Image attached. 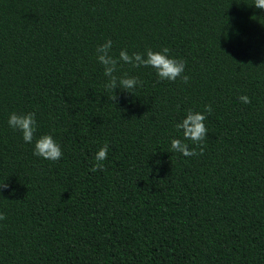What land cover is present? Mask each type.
<instances>
[{"label":"trees","instance_id":"1","mask_svg":"<svg viewBox=\"0 0 264 264\" xmlns=\"http://www.w3.org/2000/svg\"><path fill=\"white\" fill-rule=\"evenodd\" d=\"M253 2L0 0V264H264V10ZM107 39L117 56L168 47L188 83L121 62L117 75L142 84L116 89L114 104L95 58ZM205 105L203 154L172 151L175 125ZM12 112L35 113V137L52 135L62 157L34 155Z\"/></svg>","mask_w":264,"mask_h":264},{"label":"clouds","instance_id":"2","mask_svg":"<svg viewBox=\"0 0 264 264\" xmlns=\"http://www.w3.org/2000/svg\"><path fill=\"white\" fill-rule=\"evenodd\" d=\"M253 5L256 8L264 10V0H254ZM112 40L107 39L103 44L95 48V58L103 68V75L107 77V82L104 87L110 90L113 94L109 97L114 104L117 102L116 89L132 93V91L142 82L136 76H129L127 72L117 75L121 62L131 65L133 68L141 66H150L156 72L160 80L175 81L179 78L183 83L187 84L190 77L185 75L186 62L183 59H178L169 55V48L163 47L160 50L146 48L143 53L133 52L128 53L126 49H121L117 55H113ZM238 99L242 103H251L247 95H241ZM211 105H205L203 112L188 109L186 115L178 122L175 127L182 133L183 139L172 138L170 141L171 150L178 152L185 157L202 155L204 151V141L208 130L204 121L206 116L204 113H211ZM8 125L14 130H18L22 134V139L25 143L33 144V154L37 157H42L46 160L57 161L63 153L60 145L50 134H43L35 137L36 119L35 113H17L12 112L8 116ZM185 141H191L195 147H189ZM199 148V151H197ZM109 145L103 144L97 150L94 160L95 163L91 167L92 172L103 171L104 164L107 159ZM8 188V184L0 183V190ZM6 219L4 213L0 212V220Z\"/></svg>","mask_w":264,"mask_h":264}]
</instances>
